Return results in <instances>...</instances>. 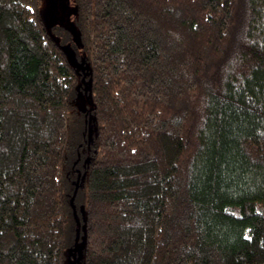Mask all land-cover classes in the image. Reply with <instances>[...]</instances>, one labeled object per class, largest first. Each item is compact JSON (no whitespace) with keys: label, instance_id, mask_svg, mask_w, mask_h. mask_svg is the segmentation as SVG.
Here are the masks:
<instances>
[{"label":"trees","instance_id":"obj_1","mask_svg":"<svg viewBox=\"0 0 264 264\" xmlns=\"http://www.w3.org/2000/svg\"><path fill=\"white\" fill-rule=\"evenodd\" d=\"M41 1L0 0V264H66L81 193L85 264H264V0H75L88 79Z\"/></svg>","mask_w":264,"mask_h":264},{"label":"rangeland","instance_id":"obj_2","mask_svg":"<svg viewBox=\"0 0 264 264\" xmlns=\"http://www.w3.org/2000/svg\"><path fill=\"white\" fill-rule=\"evenodd\" d=\"M41 14L46 29L50 37L59 44L66 54L70 64L78 71L83 72L87 79L91 73V63L84 50L80 31L77 26V9L75 0H42ZM91 90V80L86 86L77 89L75 106L82 121H75L74 132L78 137V143L84 144L87 148H82L77 157L76 165H71V169L83 173L80 178V191L86 183L87 172L91 163V148L95 144L97 124L90 112L88 92ZM80 116V115H79ZM81 117V116H80ZM84 122V123H83ZM70 180L75 185L76 178L71 175ZM74 204L71 213L70 239L67 250L66 264H85L86 247V204L82 193Z\"/></svg>","mask_w":264,"mask_h":264}]
</instances>
